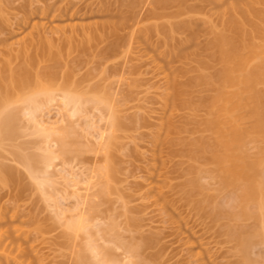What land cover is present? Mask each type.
Listing matches in <instances>:
<instances>
[{"label":"rangeland","instance_id":"374dc122","mask_svg":"<svg viewBox=\"0 0 264 264\" xmlns=\"http://www.w3.org/2000/svg\"><path fill=\"white\" fill-rule=\"evenodd\" d=\"M232 20L247 34L243 73H264V0H0V79L33 77L0 82L16 115L0 135V264H264V210L234 219L257 209L200 151L218 140L211 43ZM258 79L226 88L244 103L226 137L242 131L234 152L258 164L264 205ZM42 86L54 98L27 102Z\"/></svg>","mask_w":264,"mask_h":264},{"label":"bare ground","instance_id":"6f19581e","mask_svg":"<svg viewBox=\"0 0 264 264\" xmlns=\"http://www.w3.org/2000/svg\"><path fill=\"white\" fill-rule=\"evenodd\" d=\"M228 29H229L228 33L218 35L216 40L213 43H211V47L216 49V55L214 54V56L223 65L221 72L218 73L211 80V82H213L214 84H217L219 86L217 89V94L215 96H213L212 98H210L208 101V106H209L210 112L213 115V118L211 120H209V127L212 131H214L217 134L218 140L214 144L205 143L202 146V149L200 151L204 152L205 150L210 149L211 154H212L211 155V161L214 164H216L218 167V170L221 174L222 184H223L224 188L236 189L237 190L236 192H239L237 194L239 195V198H240L241 203L239 202V200H238V202H239V206L241 204V207H242L241 209H243V208L249 209L250 206L254 207L253 210L257 209V211L255 210L256 213L253 211L254 214H251L252 211L250 213L249 212L250 210L245 211V209H243V210H240L241 214L240 213L238 214L239 211L238 212L235 211L237 214H235V212H233L234 216H232L233 213H231L230 216L235 217L234 219H236V217L237 218H239V216L243 217V216L248 215V213H249L250 216H254V217L259 218V216L262 217V215H260V214L258 215V213H260L261 210H264V205L262 204L263 201L261 200V196H260L262 194V192H261V190H262L261 185L262 184L258 183L259 172H258V168H257L258 166H256L258 164L257 163H255V164L249 163V165H247L246 164L247 162H245L242 159V156L238 155L234 152V149L237 146H240V144H241L242 135H243L242 131L238 130L235 127L233 129L232 139L228 140L226 137L227 136L226 125L228 123L227 122L228 117L232 113H237L243 107V104H244L243 103V97L241 95V92L230 93V92L226 91V88L230 87V86H240V85L242 86L243 84L246 85L248 83L251 85L252 82H253L252 84L254 85V81L256 82L257 80H259L258 78L264 77V73L261 71L253 72L250 75H246L243 73L244 67H245L244 66L245 65V56L242 54L241 51L247 44L246 43L247 40L245 39V37L247 35L246 31L244 29L243 24L241 22H239L238 20H232L229 24ZM3 72L6 75H3V77L0 79V82H2L3 80L9 79L12 82L16 83L18 88L26 87L33 80L31 72H29L28 69H26V68L20 69L19 71H16V72L10 71L9 69L4 68ZM62 89L64 90L63 95L66 98L65 100H67V102H65V103H67V105H68V103L71 104L74 102L73 107H76V104H78L80 102V100H79L80 96L78 97V96H76L77 94L70 92V91L68 92V85H66V84L63 86ZM65 89H67V90H65ZM51 90L52 89L49 90V87H47V86H42L40 88V90L31 93L32 95L30 94L29 97L27 96L28 98L26 101L27 102L29 101L32 104L37 103V102L39 103L38 100L43 99V98L38 99V97H41V95H44L46 98L49 97L48 99L51 100L50 96L53 97V93ZM10 92L11 91H10V88L8 85H5L4 87L2 86V91L0 92V109L1 108L2 109L4 108V109L3 110L1 109L2 111L0 110V135L3 132H5L4 131L5 129L6 130L9 129V127L12 124H10V122L8 124V121L12 122L16 116L15 114L13 115L12 113H10L9 110L5 111V108L8 107L9 104H11L10 103L11 102L10 101ZM183 93H184V91H180V94H183ZM46 98H45V100H46ZM261 98L262 97H258V100H255L256 102H254L255 106L253 108V114L257 119L258 128L260 130H264V100ZM96 99H99V97H95V100ZM234 99L236 100V102ZM256 99H257V96H256ZM103 100H105V99H103ZM103 100H101V101L105 103V101H103ZM97 102H98V100H97ZM79 105H80V103L78 104V106ZM37 106L38 105H36V108H37ZM30 107H31V105H29V107H27V108H30ZM33 107H35V106L33 105ZM33 107H31L29 109L28 113L30 112V110ZM73 109H72V111H73ZM75 109L78 111L80 108L79 109L75 108ZM76 110L74 112H76ZM31 113L33 114L32 111H31ZM34 120L38 121L36 119H34ZM7 125H10V126H7ZM42 129H43V132H46V133L48 132V130L49 131L51 130V129L47 128L48 130L46 131V130H44V127ZM52 131L55 133V131L53 129H52ZM101 133L102 134L100 136H103L104 135L103 132H101ZM54 138L56 139L57 137H54ZM59 139L57 141L61 143L60 140H62V137L60 140ZM63 144H65V143H63ZM30 163H32V162L30 161ZM30 163H29V166H31V168H33L34 164L32 163L33 164L32 165ZM194 185H197L196 181L194 182ZM196 187H199V186L197 185ZM238 195H236V196H238ZM85 196L83 195V197H85ZM250 203H253L255 205H253V204L250 205ZM236 205H237V203H236ZM255 206H257V207H255ZM262 207H263V209H262ZM258 209H259V211H258ZM260 220H262V219H260ZM81 222H80V226L82 225ZM86 223H87V221H86ZM74 224H76V223H74ZM72 227H74V226H72ZM236 237H237V235H236ZM96 253H99V252L96 251ZM107 254L108 253L105 252L104 255H107Z\"/></svg>","mask_w":264,"mask_h":264}]
</instances>
